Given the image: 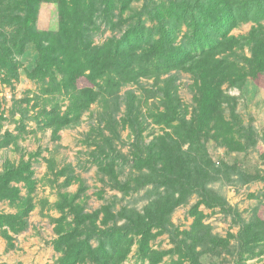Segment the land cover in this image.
Segmentation results:
<instances>
[{"label": "trees", "instance_id": "obj_1", "mask_svg": "<svg viewBox=\"0 0 264 264\" xmlns=\"http://www.w3.org/2000/svg\"><path fill=\"white\" fill-rule=\"evenodd\" d=\"M46 1L55 2L57 6L56 30L36 27L39 5ZM13 2L16 7L23 8V16L19 17L22 21L18 28L19 43L14 42L15 51L21 52L23 46L31 42L37 52L34 67L25 72L27 78L41 85L48 80L51 85L55 83L56 88L61 85L69 94L65 109L58 101L49 103V107L45 102L36 115L38 128L49 129L53 136L63 128L77 125L90 104L102 93H114L121 82L136 81L141 77L159 78L172 70H182L194 76L198 90L194 98L195 115L190 121L179 116V100L168 87L163 91L164 109L151 114L153 123L169 131L148 145L145 156H135L136 167H145L148 172L130 180L135 182V188L152 185V207H147L143 213L126 215L120 225L108 226L114 219L108 205L85 212L83 205L76 202L78 193L60 194L61 199L54 204L60 213L53 226L56 234L53 248L60 254L55 264H122L133 245H136L142 264H204L199 259L201 252L228 248L233 235L212 234L210 226L204 223V213L198 209L199 203L191 206L189 214L193 220L190 229L181 232L183 238L173 249H158L151 243L161 233L167 215L184 202L188 194L199 188L205 191L204 196L211 195V190H206L210 176L192 153L200 145V136H210L230 150L245 148L238 127L223 113L222 85L238 86L248 77L264 88V0H163L160 9L165 21H158L154 32L157 36L144 27L133 25L118 38H109L100 46L93 45L89 38L95 15L111 12L117 6L124 11L131 0ZM248 21L253 25L247 34L230 33ZM182 25L190 30V34L186 35L188 40L176 43L174 34ZM246 45L250 55L244 57L245 65L228 58L236 48ZM1 63L3 67L8 66L6 74L15 72V61L3 60ZM57 76H61L59 81ZM3 81L7 79L3 78ZM43 89L49 90L44 86ZM129 121L121 119L124 124ZM28 132L23 125L16 134L5 131V136L0 138V149L16 146ZM185 145H188L187 149L182 148ZM98 166L114 178L116 186L124 193L133 188L130 180L123 183L118 180L113 160ZM30 176L28 162L23 161L18 165L7 163L0 173V201L7 199L17 207L15 212H0V231L9 244L10 232L24 230L28 225L27 217L35 207ZM12 182H23L27 194L22 197L20 187ZM70 182L68 178L65 184ZM83 189L80 185V191ZM261 197L264 200V191ZM100 213L102 218L97 223ZM261 223L259 219L257 223L243 224L238 234L240 258H251L262 252V249L256 251L264 236V229L258 227ZM157 228L159 230H155ZM198 247L203 250L198 251ZM169 253L176 254V260L166 263L164 257Z\"/></svg>", "mask_w": 264, "mask_h": 264}, {"label": "rangeland", "instance_id": "obj_2", "mask_svg": "<svg viewBox=\"0 0 264 264\" xmlns=\"http://www.w3.org/2000/svg\"><path fill=\"white\" fill-rule=\"evenodd\" d=\"M161 2L163 0H131L124 11L117 6L105 14L98 12L90 26L91 42L100 46L109 38H118L133 25L144 27L154 37L157 36L154 32L158 21H165ZM22 16V6L16 7L13 0H0V138L5 136V131L16 134L21 125L29 131L16 146L0 149V173L7 163L18 165L21 161L28 162L35 207L27 217V227L18 233L10 232L11 244L0 231V262L55 264L60 254L53 248L56 237L53 226L60 213L54 204L61 199L60 194L78 193L76 202L83 205L85 212L97 211L102 205H108L114 215L108 226L113 223L120 225L126 215L143 213L147 207H152V185L143 184L135 188V182L130 180L148 172L145 167H136L135 156H145L148 145L169 131L153 123L151 114L164 109L163 91L168 87L179 100V116L190 121L195 115L194 98L198 90L194 76L182 70H172L159 78L141 77L136 81L121 82L114 93H102L90 104L77 125L63 128L53 136L49 129L38 128L36 115L45 102L49 107V103L58 101L65 109L69 94L61 85L56 88L55 83L51 85L48 80L41 85L27 78L25 72L34 67L37 52L31 42L25 44L21 52L15 51L14 42L19 43L18 28L22 25L19 17ZM252 25L251 21L241 23L230 33L247 34ZM57 26L55 2L40 3L36 27L39 30H56ZM188 32L190 34V30L182 25L175 31V42L188 40ZM249 55V46L246 45L236 48L228 58L245 65L244 57ZM3 60L17 63L14 73H5L8 66H1ZM60 78L57 76V81ZM43 86L49 90H44ZM222 89L223 113L238 127L245 148L230 150L210 136H200V145L192 153L210 176L206 190H211V195L204 196L205 191L199 188L188 194L185 201L167 215L161 233L151 244L158 249H173L183 238L181 232L190 229L193 220L189 214L191 206L199 203L198 209L204 213V223L210 226L212 234L222 237L229 233L233 235L228 248L201 252L199 259L202 263L264 264V236L256 248V251L262 249L260 254L240 258L238 235L243 224L257 223L259 219L262 223L258 227L264 229V200L261 197L264 191V88L247 77L238 86L224 83ZM122 118L130 119L129 123L121 122ZM110 160L115 162L118 180L132 182L133 188L129 192L121 191L114 178L100 170L99 163L104 165ZM68 178L71 182L66 185ZM12 184L20 187L22 197L27 194L23 182ZM80 185L83 191H80ZM16 210L17 207L7 199L0 201V212ZM101 218L102 213L97 223ZM197 250L203 248L198 247ZM175 260L176 254L169 253L164 257L166 263ZM122 264H142L136 245L132 246Z\"/></svg>", "mask_w": 264, "mask_h": 264}]
</instances>
